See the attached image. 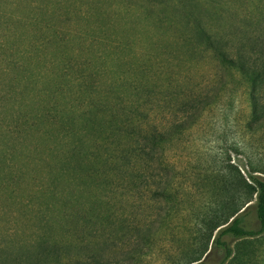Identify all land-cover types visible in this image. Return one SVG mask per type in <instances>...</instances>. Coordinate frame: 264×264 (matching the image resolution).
I'll return each mask as SVG.
<instances>
[{
    "label": "trees",
    "instance_id": "16d2710c",
    "mask_svg": "<svg viewBox=\"0 0 264 264\" xmlns=\"http://www.w3.org/2000/svg\"><path fill=\"white\" fill-rule=\"evenodd\" d=\"M178 1L161 0L182 20L184 55L209 54L237 74L256 113L264 86V36L256 37L261 22L243 18L238 29L229 22L219 33L203 17L222 20V8ZM108 2L0 0V264H68L72 254L76 264H109L89 249L88 226L119 222L126 229L128 218L115 217V200L150 196L169 203L165 149L208 98L174 85L171 70L160 78L129 49L127 60L112 58L125 48L108 35L125 30L108 22ZM167 103L169 112L177 108L173 124L157 118ZM220 164L203 178L210 197L202 215L206 247L188 264L201 260L214 232L212 247L224 254L220 264H258L264 177L256 173L264 169L246 178L234 164ZM251 206L257 229L244 224ZM143 224L152 230L151 221Z\"/></svg>",
    "mask_w": 264,
    "mask_h": 264
},
{
    "label": "rangeland",
    "instance_id": "374dc122",
    "mask_svg": "<svg viewBox=\"0 0 264 264\" xmlns=\"http://www.w3.org/2000/svg\"><path fill=\"white\" fill-rule=\"evenodd\" d=\"M165 1L168 4L179 3L178 0ZM187 2L201 4L206 9L213 4L218 6V10L222 8V20L212 21L208 16L203 17L204 23L215 26L214 31H228L226 24L229 22L232 24L229 28L238 29L243 18L247 21L248 18H257L261 24L256 37L264 36V0ZM107 8L108 22L113 25L116 21L122 25L121 30H125L118 35H108L110 40L125 48L112 58L120 56L127 60L126 51L129 49L130 55L155 69L160 78L171 70L174 85L187 89V92L190 90V95L207 97L208 104L201 115L198 113L187 124L188 128L165 149V158L171 168L168 172L172 184L169 203H161L150 196L115 200V217H127V228L119 222L114 227L107 226L108 222H98L88 226L85 238L89 249H96L110 261L109 264H188L206 247V241L201 238L204 228L202 215L210 197L204 192L203 178L216 170L220 163L226 162L237 166L246 178L251 170L264 169V86L257 91V112L254 113L250 90L237 74L220 68L209 54L198 51L191 57L184 55L187 49L180 47L183 37L179 35L180 25L177 23L182 20L161 0H109ZM147 8L153 10V16L158 15V18L149 16ZM83 11L84 6H81L80 12ZM221 25H224L223 29ZM169 106L167 103L166 113L157 118L173 124L177 108L169 112ZM256 175L264 177L261 173ZM243 214L245 227L257 229L254 207L247 208ZM143 219L153 223L151 231H145ZM144 235H148L146 243ZM216 236L217 232H214L207 252L193 264L221 263L223 252L212 247ZM225 240L234 247L230 238ZM254 244L259 261L256 262L264 264V235ZM71 257L68 264H76L75 254Z\"/></svg>",
    "mask_w": 264,
    "mask_h": 264
}]
</instances>
